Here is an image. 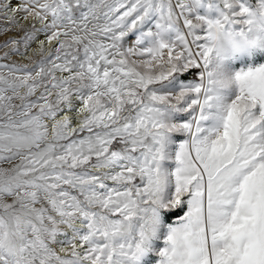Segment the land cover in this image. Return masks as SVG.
I'll return each mask as SVG.
<instances>
[{"label": "snow or ice", "instance_id": "snow-or-ice-1", "mask_svg": "<svg viewBox=\"0 0 264 264\" xmlns=\"http://www.w3.org/2000/svg\"><path fill=\"white\" fill-rule=\"evenodd\" d=\"M0 264H264V0H0Z\"/></svg>", "mask_w": 264, "mask_h": 264}]
</instances>
